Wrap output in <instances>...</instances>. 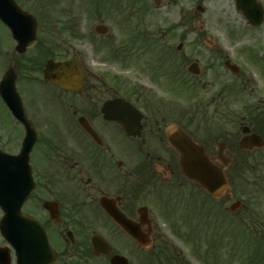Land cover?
<instances>
[{
	"label": "flooded vegetation",
	"instance_id": "flooded-vegetation-1",
	"mask_svg": "<svg viewBox=\"0 0 264 264\" xmlns=\"http://www.w3.org/2000/svg\"><path fill=\"white\" fill-rule=\"evenodd\" d=\"M15 1L31 14L24 16L26 22L36 19L37 42L21 52L10 26L0 17V84L6 79L9 88V83L14 82L23 110L38 134L29 155L35 188L27 210L43 224L55 252L53 256L52 251L45 249L43 260L47 264H113V257L121 254L129 264H192L178 244L190 243L195 225L173 224L167 220L161 224L158 217L162 214L157 213L160 209L141 208L152 191L150 181L164 186L184 180L167 129L177 124L208 152H218L219 143L223 142L228 153L234 149L253 151L259 158L264 155V144L248 150L239 143L253 132L259 133L264 141V92L255 88V101L243 103L240 112L235 113L236 119L231 121L234 113H229L222 101L211 112L207 109L205 113L175 111L171 108L172 99L161 97L154 89L140 82L106 79L89 68L83 63L77 46L84 39L97 51L109 46L113 59H124V63L140 71L150 70L153 80L164 77L167 53L173 56L169 66L176 72V81L195 87L196 75L188 67L197 59L186 52V47L194 46L191 32L176 33L175 26L167 30L150 28L143 16L145 0L142 3L133 0L124 21L98 14L90 26L81 14L84 0H69L72 10L76 7L78 14H71L65 8L67 0ZM256 1L264 6V0ZM241 12L245 17L244 11ZM100 22L108 25V33L95 30ZM263 23L248 22V25L258 30ZM241 52L250 53V58L258 62L264 61L261 46L243 47ZM53 56L57 60L80 62L84 75L79 88L45 80L44 69ZM211 66L215 67L213 63ZM247 78L246 70L240 68L243 98V83ZM117 97L128 103L119 101L111 109L133 118V133L103 111L106 102ZM129 103L141 112L134 111ZM21 106L17 114L12 113L0 95V148L13 153H20L27 128L20 118ZM245 126L250 130L245 132ZM218 156L225 158L224 154ZM257 162L264 163L260 158ZM257 179L258 189L263 190V176L259 174ZM104 205L121 214V219L130 223L135 234H130ZM262 211L260 208L256 214L258 222H264ZM52 212L57 215L56 220ZM190 228L192 231L188 232ZM94 234L108 243L110 253L95 251ZM134 235L144 241L150 238L152 242L143 245ZM7 253L12 254V264H18L17 251L8 249Z\"/></svg>",
	"mask_w": 264,
	"mask_h": 264
},
{
	"label": "rangeland",
	"instance_id": "rangeland-1",
	"mask_svg": "<svg viewBox=\"0 0 264 264\" xmlns=\"http://www.w3.org/2000/svg\"><path fill=\"white\" fill-rule=\"evenodd\" d=\"M147 2L149 8L143 16H145V21L149 23L150 28L156 29L158 27L166 30L169 26H175L174 32L176 33L191 32L190 38H192L194 46L186 47V52L192 53V57L199 61L202 69V73L199 76L201 87L199 91L196 90V99L191 100L188 92H184L181 88L178 89L177 93L170 90L167 85L168 80L165 77H162L161 80H153L150 70L140 71L126 62L124 63V59L111 58V48L109 46L102 51L95 50L88 39L77 43L78 48L82 52L80 56L83 58L84 64L104 75L106 79L115 77L116 80L122 83H126V81L140 82L154 89L161 97L173 99V104L177 108L188 109L195 101L203 100L210 103V111L219 101L227 104L230 109L240 110L243 103L255 101V88H259L261 92H264V61L258 62L250 58V53L243 52L242 54L241 52L243 47L257 49V46H261L264 55V23L258 30L250 28L248 21L238 9L236 0H162L158 4L156 0ZM126 3L127 0H114V3L112 2L114 5L112 9L114 8L113 12L116 14L114 17L117 20L124 17ZM199 5L203 7L202 11L198 8ZM119 6L122 7L121 10L118 9ZM65 8L71 14H78L76 7L75 11L72 10L69 0H67ZM81 14L87 21L86 25L89 26L96 17L88 3L83 5ZM190 17H192L191 20H189ZM57 25L60 24H54V26ZM120 25L125 27L126 24ZM118 32L121 34V31L118 30ZM125 32L126 30L122 31L124 34ZM177 42L178 40H175V44ZM252 52L255 53V50ZM227 58L247 72L248 78L243 83L245 88L243 92L244 98L242 94L237 98L236 91L227 89L229 84L240 81V72L235 73L225 65ZM211 63L215 67H212ZM0 111L2 110L0 109ZM248 179L254 183V176L251 175ZM252 187L253 190L246 193H240V190L237 193L233 189L232 193L225 194L219 199V202L223 203L227 208L224 211L225 213L232 212L236 215L240 214V216L245 215L247 220L244 221L249 228L262 231L264 223L260 222L257 226L256 222H254L253 214L255 215V210L260 208L264 212V191L259 190L256 193V186L253 185ZM182 189L187 195L193 193L192 198L197 199L199 202L207 199L196 183L186 181L182 185ZM163 191L165 190L163 189ZM237 199L241 200V205L236 210H232L231 204ZM213 203L218 205L215 202ZM147 204L152 208L158 206L157 201L151 196ZM158 221L161 224L165 223L164 219L158 218ZM225 225H227L226 221H224L223 227L227 228L228 226L226 227ZM237 227L238 225L234 229ZM227 232L224 233L222 228L221 233L225 235L218 249L223 251V258L217 264H247L248 253L253 249V245H247V239L240 245V260L234 257V261L231 262L224 257L226 249L234 246V243L230 244L228 239L231 235ZM203 234L205 236V232ZM262 236L264 238V234ZM178 245L184 254L190 257L192 264H213L212 261L211 263L201 261L197 256L191 257L188 245L181 243Z\"/></svg>",
	"mask_w": 264,
	"mask_h": 264
},
{
	"label": "water",
	"instance_id": "water-1",
	"mask_svg": "<svg viewBox=\"0 0 264 264\" xmlns=\"http://www.w3.org/2000/svg\"><path fill=\"white\" fill-rule=\"evenodd\" d=\"M236 2L237 7L243 9L250 20L256 23L261 22L262 18L256 19L255 10L260 9V7L254 1L251 4L248 3L245 5H243L240 0H236ZM13 8H15V10L17 8L14 0H0V16L12 27L14 35L18 39L19 45L22 46L23 50L28 44L35 42L36 24H32L33 29L30 31L29 37H25L24 31L21 28L23 25L22 21L15 18V13L11 12ZM17 12L20 13L19 10ZM10 16L14 18H10ZM97 29L105 32L101 26H98ZM228 64L232 70L236 72L239 71L238 65L229 62ZM189 68L196 74L200 73L198 62H194ZM45 76L47 81H60L68 87L76 88L81 84L82 70L79 67V63L76 61H56L54 59H49L45 69ZM2 94L10 108L15 111L16 104L14 100L9 94L4 93L3 90ZM115 118L119 120L128 131L131 130V125L125 117L117 116ZM23 119L27 120L26 117ZM169 139L171 144L179 151V162L184 174L188 178L194 180L200 187L204 188L215 197H220L230 190L231 185L225 174L224 167L217 165L213 161V158L206 153L205 149L187 135L184 130L171 128L169 131ZM261 140L262 138L260 135L251 134L242 138L241 144L245 148H252L257 144H262ZM34 141L35 137L32 136L31 130L28 128L22 152L19 155L0 152V205L5 211L1 219V228L4 234L16 246H19L16 235L25 233L26 230L24 225L34 220L28 213L21 210L23 202L32 193L33 186L31 182V168L28 164V155ZM226 162L227 161H225V163ZM239 204V201L233 203L232 208H236ZM108 211L113 216H116L112 209L108 208ZM14 219H16V221ZM18 225H20V227ZM136 238L140 240L138 237ZM25 240L27 241L28 238L25 237ZM93 242L95 249L99 252L107 251V244L98 236H93ZM24 245H27V243L23 242L20 244L22 247ZM1 256L2 253H0V258ZM114 263L124 264L123 258L118 256L117 260L114 259Z\"/></svg>",
	"mask_w": 264,
	"mask_h": 264
},
{
	"label": "trees",
	"instance_id": "trees-1",
	"mask_svg": "<svg viewBox=\"0 0 264 264\" xmlns=\"http://www.w3.org/2000/svg\"><path fill=\"white\" fill-rule=\"evenodd\" d=\"M248 159H250V158L247 157L245 154V156H243V160L246 161ZM245 163H248V162H245ZM248 167H251V166L249 165V166H245V167H240V158L238 156H236L235 163H233L228 168L227 173H228L230 180L232 182V186L236 191L238 189V185L240 184V180L242 181V183H244V181L242 179L243 170L244 169H250L251 170V168H248ZM200 190L205 194L207 199L202 200V202H199L197 199H193L190 196L189 198L186 199L185 206L186 207L199 208L200 210L206 209L207 211L209 209H213L214 207H216V205L210 204V202H214L215 199L212 198L209 194H207L204 190H202V189H200ZM179 194H181V192ZM178 196H179V198L182 199V195H178ZM182 204H183V201H180L178 199V197L169 199V201H168L169 207H173V206H174V208L184 207ZM204 214L207 216L209 214V212H204ZM228 215H230V216H228L229 218L226 220V224L228 226L227 227V231H228L227 233L231 235L228 240L234 242V247H235L234 249L239 250V252H231V256L233 257V256H236V254H237V256H239V259H240V236L237 235L240 232L235 230L233 226L238 225L240 228V226L242 225L243 222H241L240 219L236 218L232 214H228ZM243 231L248 232L249 230L246 227H244ZM251 233H248L249 234V238H248L249 244L248 245L251 246V244L253 243L255 245V248L252 251H250L249 258H250L251 262H254V261L256 262L259 260V255H261V252H262L261 246L263 244V240L260 239L257 235L255 236L254 232H251ZM223 239H224V235L220 231L217 230L216 233L213 234V238H212L213 246L211 248L213 249L212 254H213V257L215 260L214 261L215 264H217V261L215 258L218 255V252H217L218 242H215V241L216 240L219 241V240H223ZM260 243H261V246H260Z\"/></svg>",
	"mask_w": 264,
	"mask_h": 264
}]
</instances>
